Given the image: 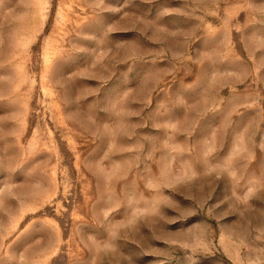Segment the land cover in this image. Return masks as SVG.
Here are the masks:
<instances>
[{"label":"rangeland","instance_id":"374dc122","mask_svg":"<svg viewBox=\"0 0 264 264\" xmlns=\"http://www.w3.org/2000/svg\"><path fill=\"white\" fill-rule=\"evenodd\" d=\"M0 264H264V0H0Z\"/></svg>","mask_w":264,"mask_h":264}]
</instances>
